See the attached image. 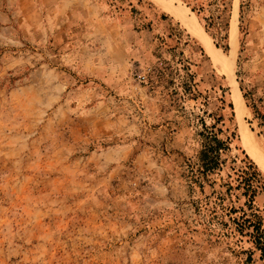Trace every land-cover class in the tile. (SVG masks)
<instances>
[{
  "label": "rangeland",
  "instance_id": "374dc122",
  "mask_svg": "<svg viewBox=\"0 0 264 264\" xmlns=\"http://www.w3.org/2000/svg\"><path fill=\"white\" fill-rule=\"evenodd\" d=\"M221 112L228 164L264 174V0H0V264L261 263L191 225L185 166Z\"/></svg>",
  "mask_w": 264,
  "mask_h": 264
},
{
  "label": "trees",
  "instance_id": "16d2710c",
  "mask_svg": "<svg viewBox=\"0 0 264 264\" xmlns=\"http://www.w3.org/2000/svg\"><path fill=\"white\" fill-rule=\"evenodd\" d=\"M160 16H164L163 13ZM207 22L220 29V22L212 18ZM182 68L185 73L180 85L184 91L192 93L194 81L189 63H183ZM211 116L209 125L203 117L199 118L201 147L185 166L190 190L197 194L191 200L195 215L191 225L198 223L209 236L231 240L233 251L236 255L244 254L245 263L253 262V253L257 251L259 264H264L263 218L256 204V196L264 190V174L246 154L240 159H231L228 164L223 154L230 149L229 142L235 132L229 131L222 112ZM261 122L264 128V121ZM242 242H248L250 246L245 248Z\"/></svg>",
  "mask_w": 264,
  "mask_h": 264
},
{
  "label": "bare ground",
  "instance_id": "6f19581e",
  "mask_svg": "<svg viewBox=\"0 0 264 264\" xmlns=\"http://www.w3.org/2000/svg\"><path fill=\"white\" fill-rule=\"evenodd\" d=\"M174 14L183 19V21L185 22V24L191 29L193 30L199 37L200 39L202 40V42L204 43L205 47L207 48L208 52L210 54H213V46H212V43L210 40H208V36L206 39L205 36L203 35V31L200 29V27L198 26L197 22L195 21V19L193 18V16L191 17H187V11L184 10V9H175L174 11ZM184 17H185V20H184ZM193 32V33H194ZM212 50V51H211ZM230 62H228V60L226 62H224L222 64V66L225 68L227 67V65L229 64ZM233 103L235 105V109H236V112L239 113V115L241 114V111L242 109H246L245 108V105L243 104V101H242V98L241 96L238 94V93H235L233 94ZM258 157V156H257ZM260 160V159H259ZM262 161V160H261Z\"/></svg>",
  "mask_w": 264,
  "mask_h": 264
}]
</instances>
